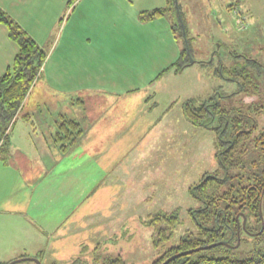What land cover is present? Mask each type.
Masks as SVG:
<instances>
[{
  "label": "rangeland",
  "instance_id": "rangeland-1",
  "mask_svg": "<svg viewBox=\"0 0 264 264\" xmlns=\"http://www.w3.org/2000/svg\"><path fill=\"white\" fill-rule=\"evenodd\" d=\"M177 1L194 39L196 63L179 73L166 71L178 59L183 41L165 17L168 44L151 48V32L136 37L138 57L131 66L136 77L125 87L132 90L114 103L99 110L92 101L86 108L76 99L67 105L47 83L39 81L32 89L28 104L38 105L35 116L30 115L27 131L22 125L12 130L10 146L0 152V263L35 258L41 264H73L81 258V264H105L121 257L124 264H153L181 239L200 232L190 212L202 203L190 189L205 173L221 170L214 147L217 131L190 124L183 105L193 98L218 102L231 119L245 121L241 116L250 113L249 95L256 96L254 109L264 107V0ZM240 18L247 20V28L238 24ZM144 51L151 54L140 60ZM221 64L228 69L246 65L255 83L239 92L242 78L231 81L226 69L224 76L215 75ZM51 96L54 105L46 104ZM62 117H75L85 132L66 155L55 140ZM254 118L263 129L264 113ZM11 158H35L25 164L34 169L33 177L27 168L13 167ZM22 203L28 216L19 208ZM157 214L179 217L173 237L158 249L147 225ZM262 248L264 234H243L230 252L218 247L207 254L243 259Z\"/></svg>",
  "mask_w": 264,
  "mask_h": 264
},
{
  "label": "trees",
  "instance_id": "trees-1",
  "mask_svg": "<svg viewBox=\"0 0 264 264\" xmlns=\"http://www.w3.org/2000/svg\"><path fill=\"white\" fill-rule=\"evenodd\" d=\"M231 6L229 9L233 8ZM235 7L237 8L238 5L235 4ZM162 17H168L171 20L174 36L177 40L183 41V48L178 59L166 70L179 73L191 65L187 45L193 57L194 39L190 35L182 8L176 0H167L165 8L143 12L139 18L143 22H149ZM0 24L8 29L10 40L18 46V53L12 66L5 74L0 75V152H4L10 146V132L24 109L26 100L36 82L42 77L48 54L16 20L2 9H0ZM184 32L187 41L184 38ZM233 57H243V55L233 52ZM245 60L255 61L256 65H260L256 60L249 58ZM225 69L231 74V81H236V77L242 78L239 92L249 91L251 85L255 83L246 65L236 64L228 69L221 64L220 68L216 69L215 75L224 76ZM257 89L254 87V90ZM248 99L252 105L249 108L250 113L241 116H245L249 119L248 121L241 118L231 119L228 109L220 106L218 102H200V99L193 98L184 103L183 114L190 124L195 127L207 125V128L217 131L214 147L221 170L205 173L201 180L190 189L195 198L202 203L201 208L190 212L194 221L199 223L200 232L196 236L181 239L178 245L167 249L153 264H162L173 255L197 250L228 239L236 246L238 242L236 218L239 212H242L247 220V231L255 233L261 231L262 220L259 212L261 200L264 211V128L258 130V123L254 117H261L264 107L254 109L253 101L256 96L249 95ZM22 119L30 121L31 116L25 114ZM214 123L216 126L212 127ZM84 133V129L77 120L62 117L55 136L62 154L66 155L77 147ZM243 216L240 218V223L243 221ZM147 225L154 230L152 243L153 247L158 249L173 237L179 225V217L177 214H157L151 216ZM232 231L234 238H231ZM263 234L264 231L254 237ZM218 247L224 248L226 252L235 248L222 245L211 249ZM211 249L193 251L191 254L177 257L168 264H264V248L257 250L253 256L243 259L226 254L210 256L207 251ZM77 263L81 264L82 259L78 258L73 264ZM105 264H124V260L121 257L110 258Z\"/></svg>",
  "mask_w": 264,
  "mask_h": 264
},
{
  "label": "crops",
  "instance_id": "crops-1",
  "mask_svg": "<svg viewBox=\"0 0 264 264\" xmlns=\"http://www.w3.org/2000/svg\"><path fill=\"white\" fill-rule=\"evenodd\" d=\"M166 6L167 0H0V9L16 20L48 54L42 77L33 89L41 81L47 83L49 91L59 92L67 105L76 99L86 108L92 101L97 110L114 103L121 94L131 92L132 89L125 87L136 77L131 66L138 57V35L143 38L147 32L155 35L147 40L151 48L155 44L161 49L160 44H168L169 26L163 25L165 17L149 22L139 18L143 12ZM177 51L178 56V48ZM17 53L18 46L10 40L8 29L0 24V75L12 66ZM143 54L140 60L151 52ZM49 100L46 104L54 105L55 97ZM41 102L38 100L37 104ZM28 107L27 99L12 130L22 125L27 131L28 121L22 116L36 114V107H29L26 112ZM33 161L36 159L11 158L10 162L15 168L26 169L25 164ZM27 169L28 175L33 173V168ZM19 208L29 215L23 203Z\"/></svg>",
  "mask_w": 264,
  "mask_h": 264
},
{
  "label": "water",
  "instance_id": "water-1",
  "mask_svg": "<svg viewBox=\"0 0 264 264\" xmlns=\"http://www.w3.org/2000/svg\"><path fill=\"white\" fill-rule=\"evenodd\" d=\"M177 1V0H176ZM184 38L185 40L187 41L186 39V34L184 32ZM187 49H188V54H189V57H190V64L192 65L194 63V60L192 58V55L190 53V49H189V46L187 45ZM263 194H264V191H263ZM260 217H261V220H262V229L259 233H255V234H252L253 236H257V235H260L263 231H264V217H263V214H262V200L260 202ZM237 222H238V225H239V218L237 217ZM245 223H246V218L244 217V222H243V226L245 228ZM240 244V233L238 231V242L236 244V246H234L235 248H237ZM227 246V247H232L228 242L226 241H221V242H218V243H214L212 245H208V246H205V247H202V248H199V249H211L213 247H217V246ZM199 249L197 250H189V251H186V252H181L179 254H176V255H173L171 256L170 258H168L164 263L162 264H168L170 261L176 259L177 257H180V256H185V255H188V254H191L193 251H198ZM26 260H33L35 261L37 264H41L40 260L39 259H35V258H22V259H18V260H15V261H12L10 262L9 264H17L21 261H26Z\"/></svg>",
  "mask_w": 264,
  "mask_h": 264
},
{
  "label": "flooded vegetation",
  "instance_id": "flooded-vegetation-1",
  "mask_svg": "<svg viewBox=\"0 0 264 264\" xmlns=\"http://www.w3.org/2000/svg\"><path fill=\"white\" fill-rule=\"evenodd\" d=\"M243 216V213L242 212H239V214H238V218H239V225L237 224V226H238V231H239V233H240V239H241V237H242V235L243 234H247V235H249V236H253L252 234H254L255 232H253V231H247L246 230V223H245V228H244V226H243V222H244V216H243V221L240 223V218ZM237 219V218H236ZM246 222H247V220H246ZM232 233V235H231V238H234V233H233V231L231 232ZM230 238V239H231ZM237 239H238V237H237ZM226 242H228L231 246H232V248H233V246H235V245H233V244H231L230 243V241H229V239L228 240H225Z\"/></svg>",
  "mask_w": 264,
  "mask_h": 264
},
{
  "label": "built area",
  "instance_id": "built-area-1",
  "mask_svg": "<svg viewBox=\"0 0 264 264\" xmlns=\"http://www.w3.org/2000/svg\"><path fill=\"white\" fill-rule=\"evenodd\" d=\"M238 24H241L243 26L242 29L247 28V20L244 18L238 19Z\"/></svg>",
  "mask_w": 264,
  "mask_h": 264
}]
</instances>
